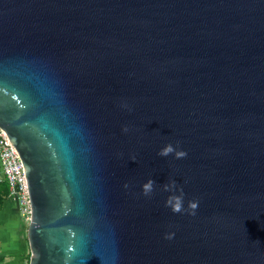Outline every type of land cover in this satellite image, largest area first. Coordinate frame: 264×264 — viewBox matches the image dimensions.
I'll return each instance as SVG.
<instances>
[{
    "label": "water",
    "instance_id": "1",
    "mask_svg": "<svg viewBox=\"0 0 264 264\" xmlns=\"http://www.w3.org/2000/svg\"><path fill=\"white\" fill-rule=\"evenodd\" d=\"M0 129L29 264H264V0H0Z\"/></svg>",
    "mask_w": 264,
    "mask_h": 264
},
{
    "label": "crops",
    "instance_id": "2",
    "mask_svg": "<svg viewBox=\"0 0 264 264\" xmlns=\"http://www.w3.org/2000/svg\"><path fill=\"white\" fill-rule=\"evenodd\" d=\"M30 220L17 200L7 196L0 204V264H28Z\"/></svg>",
    "mask_w": 264,
    "mask_h": 264
},
{
    "label": "built area",
    "instance_id": "3",
    "mask_svg": "<svg viewBox=\"0 0 264 264\" xmlns=\"http://www.w3.org/2000/svg\"><path fill=\"white\" fill-rule=\"evenodd\" d=\"M0 183H7L9 186V197L17 200L22 213L31 218V199L26 179L23 161L20 160L19 153L0 129Z\"/></svg>",
    "mask_w": 264,
    "mask_h": 264
},
{
    "label": "clouds",
    "instance_id": "4",
    "mask_svg": "<svg viewBox=\"0 0 264 264\" xmlns=\"http://www.w3.org/2000/svg\"><path fill=\"white\" fill-rule=\"evenodd\" d=\"M123 107L128 108L129 111H131V107L127 104L123 105ZM123 131L127 132L128 127L127 125L124 126ZM169 153H173L175 157L177 158H182L187 155L186 151L183 149H179L176 146H174L171 143H168L164 145L160 150H159V155L161 156H167ZM153 185V180L149 178L144 184H143V189L145 192L151 190ZM164 189L166 191H169L171 194L166 200V204L170 205L173 211H180L183 206L184 202V193L182 188H177V182L174 179H171L169 183L163 185ZM196 201L190 202V208L191 209H196L197 207ZM192 214H195L194 212Z\"/></svg>",
    "mask_w": 264,
    "mask_h": 264
},
{
    "label": "trees",
    "instance_id": "5",
    "mask_svg": "<svg viewBox=\"0 0 264 264\" xmlns=\"http://www.w3.org/2000/svg\"><path fill=\"white\" fill-rule=\"evenodd\" d=\"M9 196V186L7 183H0V200L2 203L3 199Z\"/></svg>",
    "mask_w": 264,
    "mask_h": 264
},
{
    "label": "rangeland",
    "instance_id": "6",
    "mask_svg": "<svg viewBox=\"0 0 264 264\" xmlns=\"http://www.w3.org/2000/svg\"><path fill=\"white\" fill-rule=\"evenodd\" d=\"M0 170H1V162H0ZM1 199V198H0ZM0 202H1V200H0ZM1 204V203H0ZM29 262H30V258L28 259V264H29Z\"/></svg>",
    "mask_w": 264,
    "mask_h": 264
}]
</instances>
